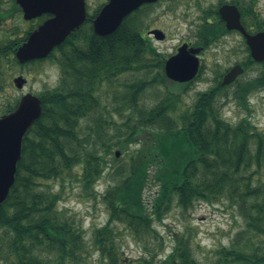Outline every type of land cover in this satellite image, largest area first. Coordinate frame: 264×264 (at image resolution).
<instances>
[{
  "label": "trees",
  "instance_id": "obj_1",
  "mask_svg": "<svg viewBox=\"0 0 264 264\" xmlns=\"http://www.w3.org/2000/svg\"><path fill=\"white\" fill-rule=\"evenodd\" d=\"M236 5L249 33L264 31L254 0ZM149 7L131 13L105 37L85 21L47 57L59 69L58 85L39 94L41 116L23 138L14 184L0 205V264H89L90 248L99 264H124L118 225L143 245V257L132 264H203L189 233L165 254L154 229L173 207L187 212L198 202L224 203L242 220L243 229L211 264H264V132L248 116L232 123L222 114L231 100L248 115L250 96L264 89V63L251 60L242 40L244 75L252 66L261 67L259 73L226 87L220 74L186 103L193 82L169 81L165 56L142 35L137 15ZM198 9L204 20L192 46L206 51L220 41L224 24L216 7ZM3 58L23 66L0 55V77ZM203 70L201 65L197 80ZM123 76L133 79L119 83ZM117 85L120 94L106 106L100 91ZM153 88L155 102L147 104L144 93ZM113 149L125 159L118 160ZM105 176L112 184L99 194L96 186ZM67 179L80 184L84 197L101 198L108 211L106 223L92 230L90 245L80 221L59 208L63 195L52 184L61 188ZM149 185L156 191L146 198Z\"/></svg>",
  "mask_w": 264,
  "mask_h": 264
},
{
  "label": "rangeland",
  "instance_id": "obj_2",
  "mask_svg": "<svg viewBox=\"0 0 264 264\" xmlns=\"http://www.w3.org/2000/svg\"><path fill=\"white\" fill-rule=\"evenodd\" d=\"M91 6L100 5L105 0H86ZM243 2V0H239ZM247 1V0H246ZM256 8L261 16H264V0H254ZM175 2L174 0H160L156 5L141 11L140 20L143 26V33L147 36V31L153 28L161 29L166 37L163 41H155L148 37L152 44L157 47L166 58L175 53L176 48L182 43H190L193 41L195 26L197 25L198 11L187 5V0H180L174 3L173 9H169ZM214 0H207L201 5V8H208ZM199 19V18H198ZM204 70L198 80L194 81L187 92L186 103H191L194 96L198 92H202L210 88L214 79L218 75L232 67L237 62L246 60V53L243 52L242 38L236 34L228 35L221 39L216 45L199 55ZM11 58V57H10ZM261 67L252 66L240 80L256 76ZM26 79V83L22 90L15 87L13 79L17 76ZM142 78L143 75H137ZM134 76V77H137ZM59 69L51 61H44L40 64H31L25 67H19L13 63L3 61L1 64L0 77V115L3 114L7 105H13L19 98L26 93L39 95L46 89L55 88L58 85ZM133 79L130 76L119 78V83L125 80ZM232 89H229V92ZM121 86L102 89L100 95L106 106L112 102V97L119 95ZM155 89H148L143 96V101L147 104L155 102ZM249 113L242 107L237 106L231 100H228L222 109L225 120L232 123L248 116L250 121L260 130L264 132V89L253 93L249 98ZM114 120L121 122L117 117ZM131 147L128 151L131 152ZM117 149H113V154ZM119 153V151H118ZM111 155L112 158L114 155ZM127 154H118L117 159H125ZM264 180V173L262 175ZM112 184V181L103 177L96 186L99 194L105 191V188ZM55 191H60L63 200L59 204V208L66 210L69 215H73L80 221L81 228L85 232L84 237L88 245L91 244L92 230L96 227L103 226L108 219V211L105 208L101 198L84 197L81 186L73 179H67L64 185L59 188V184H52ZM62 189V190H61ZM156 191V187L149 185L145 190V197L149 198ZM165 244V254H168L176 239L185 231L190 234L192 251L195 258L203 264H211L216 259V251L221 247H228L230 241L237 232L243 229L242 220L239 216L226 204L216 203L208 205L198 202L192 209L182 212L179 208L173 207L171 211L164 217L161 223L154 224ZM118 244L120 247L121 257L127 259V264L135 263L139 258L143 257V245L134 239L129 231L125 230L122 225L117 226ZM152 244V240L149 239ZM89 264L98 263V253L93 249H89Z\"/></svg>",
  "mask_w": 264,
  "mask_h": 264
},
{
  "label": "water",
  "instance_id": "obj_3",
  "mask_svg": "<svg viewBox=\"0 0 264 264\" xmlns=\"http://www.w3.org/2000/svg\"><path fill=\"white\" fill-rule=\"evenodd\" d=\"M27 0H19L26 15L28 10L38 14L43 10L50 11L54 17L40 25L32 32L27 41L17 50L15 56L23 64L33 60H42L49 56L54 48L85 21L84 0H36L34 6L26 4ZM158 0H107L92 22L93 32L100 37L114 33L123 19L143 4H152ZM218 14L225 22L228 30L238 31L245 40L251 59L256 63L264 62V31L249 34L242 26L240 13L236 6L224 4ZM156 41H162L165 34L153 30ZM201 48L189 47L187 43L180 45L176 53L170 56L164 65L165 76L176 83L192 81L200 67L198 54ZM244 72L240 64L232 66L222 77L221 85L228 86ZM25 80L14 79L16 88L21 89ZM41 100L32 95L20 97L14 110L0 116V205L5 201L15 181L16 166L21 157L23 138L42 113ZM118 157V152L115 153Z\"/></svg>",
  "mask_w": 264,
  "mask_h": 264
},
{
  "label": "flooded vegetation",
  "instance_id": "obj_4",
  "mask_svg": "<svg viewBox=\"0 0 264 264\" xmlns=\"http://www.w3.org/2000/svg\"><path fill=\"white\" fill-rule=\"evenodd\" d=\"M84 1H85V21H90L92 24L93 20L99 13L101 7L107 2V0H105L100 5L97 6H91L90 4L87 3L86 0ZM174 1L180 2V0H174ZM206 1L207 0H187L186 4L190 5L193 9L199 10L198 6L201 5L205 6L204 3ZM214 1L215 2H212L206 6H208L209 10H212L214 7H216L217 19L219 20L221 18L218 14V9L222 5L229 4L237 7L236 4L241 3L239 0H214ZM35 3L36 0L26 1V4H29L30 6H34ZM141 11L137 15L139 19H141L140 18V15L142 14ZM198 12L199 13L197 15L199 19L197 18V22H198L197 24H200V22H202L204 19H201L202 11L199 10ZM27 14L30 16H25L26 12L23 6L20 4L19 0H0V55H4L7 57L15 56L18 48L27 41L30 34L35 30H37L38 27L43 23H45L47 20H50L54 17V14L52 12L46 10H43L42 12L36 14L35 11L29 9ZM205 21L212 22V18L208 17ZM223 24H224V30L222 31L219 37L220 40L232 34H236L240 36V34L237 31L227 30L224 22ZM155 29H159V28H153L148 30L146 33L147 36L150 37L149 32ZM142 35L146 37L145 34L143 33V28H142ZM3 61H5L4 58ZM28 65H30V63ZM17 77H22V76L20 75Z\"/></svg>",
  "mask_w": 264,
  "mask_h": 264
}]
</instances>
